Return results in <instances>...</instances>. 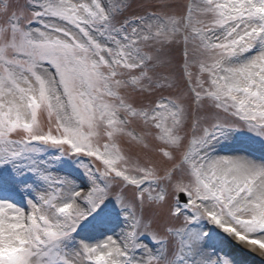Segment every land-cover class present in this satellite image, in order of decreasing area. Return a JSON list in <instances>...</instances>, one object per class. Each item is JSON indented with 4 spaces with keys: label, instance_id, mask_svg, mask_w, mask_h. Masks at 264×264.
<instances>
[{
    "label": "snow or ice",
    "instance_id": "snow-or-ice-1",
    "mask_svg": "<svg viewBox=\"0 0 264 264\" xmlns=\"http://www.w3.org/2000/svg\"><path fill=\"white\" fill-rule=\"evenodd\" d=\"M233 253L264 264V0H0V264Z\"/></svg>",
    "mask_w": 264,
    "mask_h": 264
},
{
    "label": "rangeland",
    "instance_id": "rangeland-1",
    "mask_svg": "<svg viewBox=\"0 0 264 264\" xmlns=\"http://www.w3.org/2000/svg\"><path fill=\"white\" fill-rule=\"evenodd\" d=\"M141 2H142V0H137V4H139V3H141ZM134 10H136V11H140L139 8H135ZM235 254H236V256H237L240 260H245V261H247L248 264H257V261H254V259H252V258H250V257H248V256H245V255H243V254H241V253H235Z\"/></svg>",
    "mask_w": 264,
    "mask_h": 264
}]
</instances>
